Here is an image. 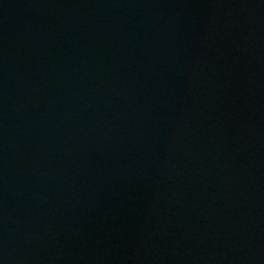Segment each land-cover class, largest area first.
<instances>
[{"label": "water", "instance_id": "water-1", "mask_svg": "<svg viewBox=\"0 0 264 264\" xmlns=\"http://www.w3.org/2000/svg\"><path fill=\"white\" fill-rule=\"evenodd\" d=\"M0 264H264V0H0Z\"/></svg>", "mask_w": 264, "mask_h": 264}]
</instances>
